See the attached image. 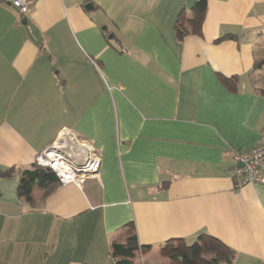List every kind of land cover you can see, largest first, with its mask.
<instances>
[{"label":"crops","instance_id":"0c3cea01","mask_svg":"<svg viewBox=\"0 0 264 264\" xmlns=\"http://www.w3.org/2000/svg\"><path fill=\"white\" fill-rule=\"evenodd\" d=\"M198 1L0 2V264H116L131 225L134 264H264V185L233 161L264 129V0ZM66 129L97 173L19 197Z\"/></svg>","mask_w":264,"mask_h":264},{"label":"built area","instance_id":"2783aa9c","mask_svg":"<svg viewBox=\"0 0 264 264\" xmlns=\"http://www.w3.org/2000/svg\"><path fill=\"white\" fill-rule=\"evenodd\" d=\"M0 2L9 3L17 10L21 17H25L32 11V7L36 0H0ZM92 62L97 66L95 60H92ZM69 131L73 132L72 130ZM61 136L62 132L60 137ZM59 139L52 146L46 148L37 156V164L51 168L55 172L60 185L75 183L78 186H83L89 176L97 173L99 162L97 152L95 151L92 156L90 154L87 155V159L83 160L81 163L77 162L78 164H76L74 160L61 151L62 149H68L65 143L62 144V146H64L63 148L57 147L56 143ZM76 140L79 141V143L76 142L79 147L76 148L73 146L69 149L77 157H80L79 150H81V147H87L89 150H95L90 142L81 139L78 135ZM83 144L84 146H82ZM233 161L235 186L237 188L248 184L264 185V174L262 173V167H264V129L257 145L250 149L234 151Z\"/></svg>","mask_w":264,"mask_h":264},{"label":"trees","instance_id":"16d2710c","mask_svg":"<svg viewBox=\"0 0 264 264\" xmlns=\"http://www.w3.org/2000/svg\"><path fill=\"white\" fill-rule=\"evenodd\" d=\"M205 6L206 0H199L196 5H194V8L197 9L196 12H199L198 14H200ZM178 29L180 30L179 26ZM103 34L108 43L111 44V46H113L117 51H125L121 48L122 44L117 36H114L109 29L103 31ZM111 34L113 35L112 38L110 37ZM233 37H235L233 34H226L217 41ZM263 64L264 58L257 60L255 68H259ZM14 172L15 168H10L4 171L0 170V177L13 176ZM36 184L44 191L45 196H47L55 190L59 182L55 172L51 168L35 164L34 168L26 169L20 174V181L18 185L19 197L33 201V190ZM131 226L132 228L130 229L129 236L126 239L116 240L111 245V253L116 261V264H134L135 251L139 248L140 243L135 232L134 225Z\"/></svg>","mask_w":264,"mask_h":264},{"label":"water","instance_id":"95a60500","mask_svg":"<svg viewBox=\"0 0 264 264\" xmlns=\"http://www.w3.org/2000/svg\"><path fill=\"white\" fill-rule=\"evenodd\" d=\"M85 7L88 9V10H92V4L91 3H88L85 5ZM23 23H27V17H25L23 19ZM103 30H107V26H103L102 28ZM110 37L112 38L113 35L111 34ZM76 148L79 147V145L77 143H75L74 145ZM63 153H65L66 155H68L72 160H74L76 162V164L78 163H81L83 160L87 159V155H91L95 152V150H89V148L87 147H81V150L80 151V157H77L75 154H73L71 152V150L68 148V149H62L61 150ZM78 162V163H77ZM98 165H99V162H98ZM242 166V164H241Z\"/></svg>","mask_w":264,"mask_h":264},{"label":"bare ground","instance_id":"6f19581e","mask_svg":"<svg viewBox=\"0 0 264 264\" xmlns=\"http://www.w3.org/2000/svg\"><path fill=\"white\" fill-rule=\"evenodd\" d=\"M76 139H77V135L75 133L69 130H64L62 132V136L60 137L59 141L56 144H57V147L63 148L64 146H62V144L65 143L67 145L66 147L71 148L75 145L76 142L79 143V141ZM82 146H84V144Z\"/></svg>","mask_w":264,"mask_h":264},{"label":"rangeland","instance_id":"374dc122","mask_svg":"<svg viewBox=\"0 0 264 264\" xmlns=\"http://www.w3.org/2000/svg\"><path fill=\"white\" fill-rule=\"evenodd\" d=\"M27 17V16H26ZM261 34L262 35H260L259 37H260V41L262 42V44L264 45V27L262 28V30H261ZM92 60H94V59H92L91 58V61ZM260 60V59H259ZM94 64V63H93ZM262 67V66H261ZM261 67H259V68H261ZM259 68H255L254 67V69L256 70V69H259ZM256 76H257V80H255L254 82H259V86L261 87V89H264V74H256ZM140 247V246H139ZM138 250V249H137ZM136 250V251H137ZM136 251H135V258H134V260L136 259Z\"/></svg>","mask_w":264,"mask_h":264}]
</instances>
